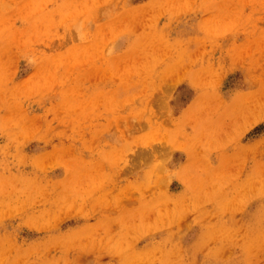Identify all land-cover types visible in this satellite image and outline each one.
Returning <instances> with one entry per match:
<instances>
[{
	"label": "rangeland",
	"instance_id": "obj_1",
	"mask_svg": "<svg viewBox=\"0 0 264 264\" xmlns=\"http://www.w3.org/2000/svg\"><path fill=\"white\" fill-rule=\"evenodd\" d=\"M0 264H264V0H0Z\"/></svg>",
	"mask_w": 264,
	"mask_h": 264
}]
</instances>
